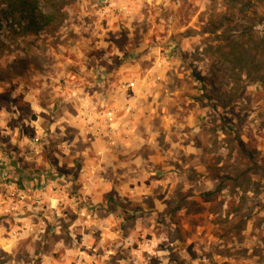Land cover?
<instances>
[{"label": "rangeland", "instance_id": "374dc122", "mask_svg": "<svg viewBox=\"0 0 264 264\" xmlns=\"http://www.w3.org/2000/svg\"><path fill=\"white\" fill-rule=\"evenodd\" d=\"M251 1L241 14L230 0L43 1L39 34L0 30L2 264H264V1ZM223 33L245 64L211 88L198 77L220 73ZM103 104L119 110L111 137L79 116Z\"/></svg>", "mask_w": 264, "mask_h": 264}, {"label": "trees", "instance_id": "16d2710c", "mask_svg": "<svg viewBox=\"0 0 264 264\" xmlns=\"http://www.w3.org/2000/svg\"><path fill=\"white\" fill-rule=\"evenodd\" d=\"M49 6V4H53L55 0H0V30H4L3 28H9L12 32H17L18 35H37L39 34L45 27H47L51 22V16L46 14L41 7V2H43ZM244 1L246 0H230L231 3V10H236L239 14L245 12L247 3ZM258 2H263L264 0H257ZM251 3V0H248ZM232 14V13H231ZM234 15H227L226 13L222 15L221 19L216 23L215 29L219 30L224 28L227 24L233 22ZM260 43L257 48L258 56L260 61L256 62V66H253L256 70H263L260 73H256V81L261 84L264 88V20H263V29L260 31ZM248 35L253 36L251 33ZM217 45L215 52L218 56L219 66L217 67V71L220 73L217 76H210L200 78L204 84L208 85L209 87H214L215 83L219 80V76H221L222 80H224V76L226 75V69L228 67L226 64H237L238 68L244 66L245 62L243 61V55L246 54V48H242L241 46L243 43L236 40L238 43H233L231 38L234 36H228L227 33L218 34ZM222 36V37H221ZM242 38V36H240ZM254 52V51H252ZM254 61L252 59L250 64ZM247 62V61H246ZM261 63V64H260ZM221 70V71H220ZM249 72H251L250 68H248ZM250 75V73H247ZM203 89L205 88L204 85ZM264 90V89H263ZM209 98V97H207ZM225 104H223L224 106ZM232 120V119H229ZM236 123L233 121L232 125ZM240 144L243 145L242 140L240 139ZM7 190V189H6ZM7 218V217H6ZM6 222V221H5ZM2 257L0 256V264L3 263Z\"/></svg>", "mask_w": 264, "mask_h": 264}, {"label": "built area", "instance_id": "2783aa9c", "mask_svg": "<svg viewBox=\"0 0 264 264\" xmlns=\"http://www.w3.org/2000/svg\"><path fill=\"white\" fill-rule=\"evenodd\" d=\"M151 81V76L147 75L140 84L142 91L136 90L135 96L144 94V92L146 94V92L151 88ZM129 84L132 85V83ZM135 96L130 97L128 100H124L122 104L120 111L126 117L137 113L136 110L138 109V105L136 104L137 98L135 99ZM80 108L79 116L85 117L87 115V124L95 136L111 137L117 131V128L114 127V123L116 122L117 112L119 110L105 111L104 104L100 107L95 106L90 111L89 107H85L83 105H81ZM34 142H38V139H35Z\"/></svg>", "mask_w": 264, "mask_h": 264}, {"label": "crops", "instance_id": "0c3cea01", "mask_svg": "<svg viewBox=\"0 0 264 264\" xmlns=\"http://www.w3.org/2000/svg\"><path fill=\"white\" fill-rule=\"evenodd\" d=\"M133 91H135V89L131 88Z\"/></svg>", "mask_w": 264, "mask_h": 264}]
</instances>
